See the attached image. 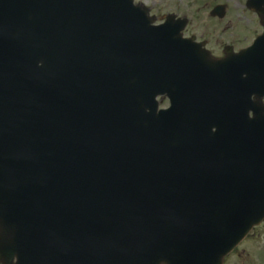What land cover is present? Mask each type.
<instances>
[{
	"label": "water",
	"instance_id": "obj_1",
	"mask_svg": "<svg viewBox=\"0 0 264 264\" xmlns=\"http://www.w3.org/2000/svg\"><path fill=\"white\" fill-rule=\"evenodd\" d=\"M133 10L129 0H0V262L92 264L96 254L86 257L88 248L108 260L107 236L91 240L87 233V248L72 238L92 218L78 186H155L139 176L162 169L158 147H145L173 130L175 107L158 114L155 98L173 93L166 82L175 70L163 72L156 56L142 52L154 46L168 52L180 38ZM156 54L160 62L173 60ZM194 67L200 76L210 74L208 66ZM263 147L264 140L257 144ZM256 151L254 173L246 176L254 194L234 195L225 224L224 217L206 219V229L196 232L217 228L227 249L264 210V155ZM145 153L140 164L137 155ZM117 206L99 200L94 216H122ZM119 253L105 264H138L136 256Z\"/></svg>",
	"mask_w": 264,
	"mask_h": 264
},
{
	"label": "flooded vegetation",
	"instance_id": "obj_2",
	"mask_svg": "<svg viewBox=\"0 0 264 264\" xmlns=\"http://www.w3.org/2000/svg\"><path fill=\"white\" fill-rule=\"evenodd\" d=\"M145 4L156 17H166L174 15L178 17L200 18L206 13L201 9V5L192 4L196 0H136ZM239 3L238 17L244 21V15L252 16V19L246 17V20L253 23L255 28L260 27L258 15L249 11L246 7L247 0H235ZM244 2V4H242ZM197 7V8H195ZM192 33L199 43H205L206 48L216 57H223V51L226 45L231 46L235 51L241 49L240 45L248 41L250 31L240 29L231 32L222 42L216 40V31L210 28H194ZM219 34V33H218ZM227 32H223L222 37ZM225 41V42H224ZM227 42V43H226ZM225 43V44H224ZM224 264H264V222L249 234V236L234 250V252L225 260Z\"/></svg>",
	"mask_w": 264,
	"mask_h": 264
},
{
	"label": "rangeland",
	"instance_id": "obj_3",
	"mask_svg": "<svg viewBox=\"0 0 264 264\" xmlns=\"http://www.w3.org/2000/svg\"><path fill=\"white\" fill-rule=\"evenodd\" d=\"M230 4H232L233 6H235V4H237V3H234V2H230ZM246 21H244V23H245ZM166 105H167V103H166Z\"/></svg>",
	"mask_w": 264,
	"mask_h": 264
}]
</instances>
